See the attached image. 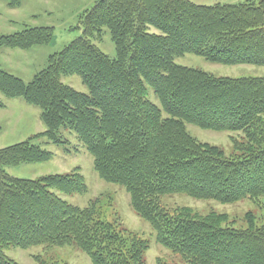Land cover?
<instances>
[{
	"label": "trees",
	"instance_id": "trees-1",
	"mask_svg": "<svg viewBox=\"0 0 264 264\" xmlns=\"http://www.w3.org/2000/svg\"><path fill=\"white\" fill-rule=\"evenodd\" d=\"M77 27L81 34L29 82L0 67V93L37 107L46 128L0 148V264H20L6 255L10 247L34 245L74 246L92 264H150L147 239L103 219L94 201L81 207L66 200L88 189L78 168L36 178L5 170L51 159L39 138L68 151L61 129L75 134L99 178L124 187L154 240L186 264H264V226L250 213L248 226L237 228L225 214L163 203L173 194L222 204L264 196V77L219 76L175 61L191 53L212 63L264 65V0H95ZM104 27L113 58L93 42ZM53 33L52 26L25 27L1 35L0 46L26 50L51 42ZM73 75L86 92L63 82ZM187 124L240 138L231 136L226 153L197 140Z\"/></svg>",
	"mask_w": 264,
	"mask_h": 264
},
{
	"label": "rangeland",
	"instance_id": "rangeland-1",
	"mask_svg": "<svg viewBox=\"0 0 264 264\" xmlns=\"http://www.w3.org/2000/svg\"><path fill=\"white\" fill-rule=\"evenodd\" d=\"M95 0H20L17 7H9L8 2L0 0V36L8 35L25 27L52 26L54 28L51 42L33 46L26 50L11 49L0 46V67L21 78L24 82L32 80L34 75L45 68L47 57L60 51L71 40L81 34L77 27L79 13L91 7ZM196 4L213 5L216 3H238L248 0H191ZM256 1V0H250ZM93 42L108 56L115 57L114 44L108 28H103L100 38ZM178 64L191 66L219 76L230 77H264V65L257 64H221L206 61L203 57L186 53L177 57ZM63 82L79 91L87 89L78 76H67ZM153 101L157 99L149 96ZM0 99L5 106L0 109V148L25 140L46 128L40 118V110L32 105H26L22 98ZM188 132L200 142L222 147L226 153L232 151L231 136L240 138L239 133L232 131H213L202 129L193 124L186 125ZM70 143L63 146L44 144V139L35 142L52 152L51 159L37 163H21L6 166L5 170L12 176L21 178H36L48 173H67L75 168L84 175L88 189L85 193L65 196L66 200L78 206H86L94 201L98 206L100 216L112 222L124 231H130L147 239L148 248L144 258L153 264L157 258H162L169 264H186L177 255L159 245L154 240L150 225L138 216L131 207L129 194L121 185L110 183L99 178L93 169L92 156L76 139L73 132L61 129ZM167 207L187 206L200 213L215 211L226 215V222L233 227H247L246 214L250 213L256 226H264V196L253 201L243 199L231 204H222L215 200H199L185 194H173L163 197ZM6 255L20 264H34V256L51 259L68 264H92L89 258L74 246L34 245L23 249L10 247Z\"/></svg>",
	"mask_w": 264,
	"mask_h": 264
},
{
	"label": "crops",
	"instance_id": "crops-1",
	"mask_svg": "<svg viewBox=\"0 0 264 264\" xmlns=\"http://www.w3.org/2000/svg\"><path fill=\"white\" fill-rule=\"evenodd\" d=\"M32 49V48H31ZM29 50H30V48H29ZM0 96H1V93H0ZM26 105H29V104H27V103H25Z\"/></svg>",
	"mask_w": 264,
	"mask_h": 264
}]
</instances>
